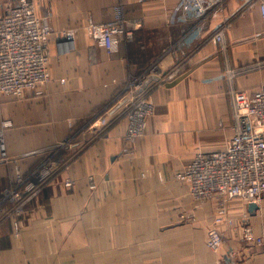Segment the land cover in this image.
<instances>
[{
    "label": "crops",
    "instance_id": "0c3cea01",
    "mask_svg": "<svg viewBox=\"0 0 264 264\" xmlns=\"http://www.w3.org/2000/svg\"><path fill=\"white\" fill-rule=\"evenodd\" d=\"M31 1L51 28L50 80L39 95L0 94V121H11L7 151L22 171L70 138L56 154L67 167L26 206L18 234L9 219L0 223V264H264V245L241 227L264 238V194L253 212L241 199L229 202L233 225L217 226L224 242L204 256L214 202L195 208L186 184L172 181L197 150L225 147L230 90L264 88V18L255 1ZM119 3L137 27L108 54L85 26L107 21ZM224 24L222 42L214 41ZM64 29L73 32L69 51L59 43ZM226 67L243 70L228 80ZM144 71L158 80L153 111L144 135L126 139L132 94L123 86ZM99 117L110 125L97 134ZM10 178V167L0 166V191Z\"/></svg>",
    "mask_w": 264,
    "mask_h": 264
},
{
    "label": "built area",
    "instance_id": "2783aa9c",
    "mask_svg": "<svg viewBox=\"0 0 264 264\" xmlns=\"http://www.w3.org/2000/svg\"><path fill=\"white\" fill-rule=\"evenodd\" d=\"M224 1L211 0V3L220 5ZM254 1L264 18V0ZM227 25L218 28L211 38L222 42ZM136 27V22L128 20L123 5L119 3L114 5L107 21L89 19L85 30L94 45L113 54L118 50L120 40L132 39ZM50 35L47 17L36 13L31 0H3L0 8V94L24 98L42 93V86L50 80ZM59 35L62 50H71L74 42L72 30L64 29ZM241 70L243 68L226 67L224 75L232 80ZM156 84L158 80L145 71L131 76L124 84V89H129L132 94L123 112L126 139L144 135L146 120L153 111L150 90ZM230 107L232 134L225 147L214 151L197 150L189 164L175 174L176 180L186 184L195 200L214 202L213 226L206 235V246L211 250H216L224 242L223 232L217 226L233 225L229 202L238 198L258 204L264 194V88L252 92L231 89ZM98 123L97 134L110 125L106 117H99ZM9 126L10 120L0 121V166L10 167L12 174L9 184L0 192V223L9 219L18 234L26 206L67 167V162L57 160L56 154L70 138L46 150L40 162L24 172L19 159L7 151L5 129ZM91 180L89 186L94 188ZM64 184L72 187L74 180L66 178ZM241 227L246 239L264 245L262 236H252L250 225L242 223Z\"/></svg>",
    "mask_w": 264,
    "mask_h": 264
},
{
    "label": "rangeland",
    "instance_id": "374dc122",
    "mask_svg": "<svg viewBox=\"0 0 264 264\" xmlns=\"http://www.w3.org/2000/svg\"><path fill=\"white\" fill-rule=\"evenodd\" d=\"M134 76H137L136 74L134 75ZM154 88H152L151 90H150V93L152 92V90H153ZM63 171V170H62ZM178 171V170H177ZM177 171H175L174 172V174H173V176H172V181H178V180H176V178H175V174H176V172ZM56 176H54L51 180H50V182H52L53 181V179L55 178ZM158 178L159 179H162V176H161V174L158 172ZM50 182H48V184L50 183ZM44 189V188H43ZM42 189V190H43ZM2 190V189H1ZM1 192V191H0ZM192 196V195H191ZM193 198V197H192ZM191 198V199H192ZM192 201H193V203H194V207L195 208H197V207H199V206H201L205 201H202V202H200V201H197V200H195L194 198L192 199ZM221 247V246H220ZM220 247L219 248H217L216 250H211V249H209L207 246H206V241H205V249L202 251L203 252V255L204 256H211V254L212 255H214L215 256V253L217 254V250H219L220 249ZM195 252H197V251H195ZM193 261V260H192Z\"/></svg>",
    "mask_w": 264,
    "mask_h": 264
},
{
    "label": "water",
    "instance_id": "95a60500",
    "mask_svg": "<svg viewBox=\"0 0 264 264\" xmlns=\"http://www.w3.org/2000/svg\"><path fill=\"white\" fill-rule=\"evenodd\" d=\"M258 208V204H256L255 202H249L248 203V210L250 212H253L254 210H256Z\"/></svg>",
    "mask_w": 264,
    "mask_h": 264
}]
</instances>
